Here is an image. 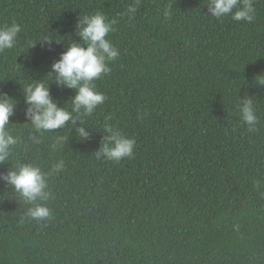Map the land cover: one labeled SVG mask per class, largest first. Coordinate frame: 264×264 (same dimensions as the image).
Listing matches in <instances>:
<instances>
[{
  "label": "trees",
  "instance_id": "obj_1",
  "mask_svg": "<svg viewBox=\"0 0 264 264\" xmlns=\"http://www.w3.org/2000/svg\"><path fill=\"white\" fill-rule=\"evenodd\" d=\"M207 5L0 0V26L21 27L0 52V94L16 102L8 128L18 141L0 164V264H264V0H253L251 23L212 17ZM97 12L115 21L108 39L120 53L94 82L106 100L75 126L37 133L24 87L44 80L71 110L76 90L54 81L52 65L81 43L79 18ZM247 98L254 132L239 114ZM106 124L135 139L133 157L97 158ZM60 161L48 181L52 218L27 219L30 205L3 177L20 164L49 173Z\"/></svg>",
  "mask_w": 264,
  "mask_h": 264
},
{
  "label": "clouds",
  "instance_id": "obj_2",
  "mask_svg": "<svg viewBox=\"0 0 264 264\" xmlns=\"http://www.w3.org/2000/svg\"><path fill=\"white\" fill-rule=\"evenodd\" d=\"M207 8L210 15L217 19L229 15L234 21L251 23L255 19L256 9L253 0H208ZM135 10V6L128 9L130 13ZM169 15L170 10H166L165 16ZM114 24V20L109 21L100 12L85 16L83 19L79 18L77 35L81 43H70L67 50L61 54V58L52 65L54 81L76 90V95L71 99L70 111L58 105L50 94V85H46L44 80L33 81L24 87L25 102L29 106L25 115L37 133L62 129L69 122L75 126L78 119L92 116L97 107L105 102L106 96L96 90L94 82L111 72L110 62L115 61L120 55L118 48L108 39L109 34L115 30ZM20 32L21 27L16 23L0 26V52L14 48ZM42 40L53 42L50 37ZM55 42L61 43L62 40ZM256 83L264 85V75L257 76ZM15 110L14 99L7 93L0 94V164L10 159L13 146L18 142L8 128ZM73 113L79 115L74 117ZM239 114L242 122L248 126L249 132L257 130L256 126L260 121L251 98L241 100ZM76 131L81 139L89 136L82 126L77 127ZM105 131L108 136L102 140V147L96 151L98 159L103 157L118 163L123 158L133 157L135 139L122 135L111 124L105 125ZM65 139L57 137V143ZM53 147L55 148V145ZM63 167L64 162L60 161L53 166L51 172L45 173L34 164H20L14 166V170L3 177L19 193L23 201L30 205L24 214L27 219L40 223L52 218V211L46 203L52 198L48 183L49 174L59 173Z\"/></svg>",
  "mask_w": 264,
  "mask_h": 264
}]
</instances>
